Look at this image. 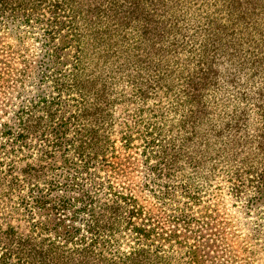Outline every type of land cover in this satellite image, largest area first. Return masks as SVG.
Masks as SVG:
<instances>
[{
  "label": "trees",
  "instance_id": "obj_1",
  "mask_svg": "<svg viewBox=\"0 0 264 264\" xmlns=\"http://www.w3.org/2000/svg\"><path fill=\"white\" fill-rule=\"evenodd\" d=\"M10 26L40 50L0 67L15 98L0 109V264H212L207 248L236 236L213 199L225 190L264 239V0H0ZM159 97L180 112L140 136L150 207L97 171L113 147L103 120ZM182 161L202 187L177 180Z\"/></svg>",
  "mask_w": 264,
  "mask_h": 264
},
{
  "label": "rangeland",
  "instance_id": "obj_2",
  "mask_svg": "<svg viewBox=\"0 0 264 264\" xmlns=\"http://www.w3.org/2000/svg\"><path fill=\"white\" fill-rule=\"evenodd\" d=\"M38 42L30 39L25 44H20L18 37L15 36V29L2 28L0 30V67L5 65L6 59H12V66L20 68L21 59L24 51L39 52ZM21 50V54L14 53L12 50ZM244 86L238 89H244ZM26 88H29V86ZM248 91V89L246 90ZM17 92H15V95ZM15 101L14 94L0 97V109H6V104H11ZM143 111L135 110L132 104L129 106L120 105L114 108L112 116L109 119H104L103 128L105 133L112 138L113 147L109 148V152L101 169L97 171L100 180L106 185H113L115 190L129 194L138 198L144 205L152 206L156 203L153 195L152 187L146 186L148 178V170L145 165L144 147L140 136L146 132L150 121L153 124L164 126L165 130L171 127V124L177 123L179 119V110L173 107V102L170 99L159 97L148 100ZM1 111V110H0ZM3 112V111H1ZM180 112V111H179ZM5 117L2 114L1 120ZM130 135L133 141L127 147L125 145L124 135ZM36 155V159H37ZM44 165L46 163H43ZM59 166V163L55 165ZM176 173L177 180H186L188 175L194 177V170L185 161L181 162ZM48 171V170H47ZM49 172L48 174H50ZM195 181L203 183L199 177H194ZM220 178L215 180L216 186L220 184ZM165 184V182H163ZM179 186V185H177ZM175 186V187H177ZM202 187V184H199ZM215 186L211 187L215 188ZM202 189V188H201ZM209 199L211 196H208ZM218 201L219 210L222 213L223 219L228 223V228L235 232L236 236L227 241L228 245L213 243L207 248V255L214 260L212 264H229L228 260L233 256H237L239 261L249 264H264V239H255L254 229L256 223H262L260 215L257 211L248 212L243 199H235L227 190L219 192L218 197L213 198ZM154 212H157L154 210ZM6 214V213H5ZM4 211L0 208V221L2 226H6ZM16 218L8 220L17 230L27 235L31 233L32 226L28 220L21 219L22 216L16 215ZM20 217V218H19ZM207 238L213 237L212 230L205 232ZM193 242H195L193 240ZM233 247L235 250L228 251V248ZM232 255V256H231ZM216 256V258H212ZM231 256V257H230Z\"/></svg>",
  "mask_w": 264,
  "mask_h": 264
}]
</instances>
